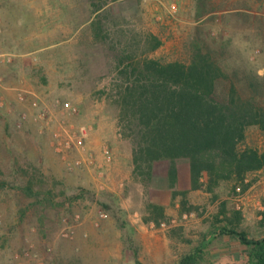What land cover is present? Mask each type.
I'll return each mask as SVG.
<instances>
[{
  "label": "rangeland",
  "instance_id": "1",
  "mask_svg": "<svg viewBox=\"0 0 264 264\" xmlns=\"http://www.w3.org/2000/svg\"><path fill=\"white\" fill-rule=\"evenodd\" d=\"M94 4L104 7L95 14ZM198 11L197 0H0V264H176L197 247L205 264H245L239 240L218 235L210 194L190 191L198 210L184 219L165 164L147 184L134 177L131 143L105 93L123 50L188 62L202 46L237 64L240 78L247 57L264 75V0H203L200 20ZM149 36L162 44L147 53ZM246 144L262 150L264 133L250 127ZM259 181L250 204L228 197L231 183L218 189L220 201L242 212L238 227L251 239L264 236ZM187 188L182 166L179 189ZM151 202L165 205L176 225L146 222ZM106 205L122 208L129 228Z\"/></svg>",
  "mask_w": 264,
  "mask_h": 264
},
{
  "label": "trees",
  "instance_id": "2",
  "mask_svg": "<svg viewBox=\"0 0 264 264\" xmlns=\"http://www.w3.org/2000/svg\"><path fill=\"white\" fill-rule=\"evenodd\" d=\"M197 4L200 20L203 0ZM94 7L97 14L104 6ZM91 25L95 37L102 35L99 18ZM226 41L216 48L220 56L229 44ZM161 44L159 38L149 36L145 52H153ZM116 61L114 84L105 93L118 111L120 134L131 143L134 177L147 184L154 167L165 164L171 198L179 199L183 214L198 210L188 200L190 191L210 194L219 204L214 220L223 223L218 235L239 240L246 250L245 264H264V236L251 239L239 230L242 212L230 210L218 193L223 183H231L229 198L245 196L258 180L249 179V175L264 169V148L246 144L250 127L264 133V75L257 72L254 61L246 58L247 72L241 78L237 64L228 66L202 46L195 47L188 62H164L126 50ZM182 166L188 174V188L184 190L179 189ZM26 189L30 193L31 187ZM147 207L146 222L170 221L162 204L151 202ZM106 209L120 228H129L121 218L125 216L122 208L106 205ZM260 216L258 224L264 229V209ZM128 240L132 243L130 234ZM201 252L197 247L176 264H205Z\"/></svg>",
  "mask_w": 264,
  "mask_h": 264
},
{
  "label": "crops",
  "instance_id": "3",
  "mask_svg": "<svg viewBox=\"0 0 264 264\" xmlns=\"http://www.w3.org/2000/svg\"><path fill=\"white\" fill-rule=\"evenodd\" d=\"M263 177H264V169H262V170H260V171H256V172H253V173H251L250 175H249V179H251V178H260V179H262V183L264 182V180H263ZM257 182H258V180H257ZM255 183V184H253L252 186H251V188L249 189V191L246 193V195L245 196H243V198H247V202H248V204H250V202L256 197L255 196V194H256V191H257V185L258 184H260L261 182L259 181L258 183ZM251 193V194H250ZM248 194H250V197H248L247 195ZM262 197L264 198V188L262 189ZM247 196V197H246ZM262 198V199H263ZM171 200H172V198H171ZM175 200H177V199H175ZM175 200H172V202L173 201H175ZM163 205V204H162ZM164 206V208H165V214L167 215V216H169L170 215V213H168L167 212V209H166V207H165V205H163ZM175 207H178L177 208V211L180 213V214H182L183 215V213L181 212V210H180V206H179V201H178V204H176L175 205ZM250 209V208H249ZM192 214V213H191ZM170 217V216H169ZM260 218H261V216H258V219L260 220ZM172 233H173V231L170 233V231L169 232H167V237L169 238V239H171V235H172ZM170 241V240H169ZM242 246V245H241ZM244 248V247H243Z\"/></svg>",
  "mask_w": 264,
  "mask_h": 264
},
{
  "label": "built area",
  "instance_id": "4",
  "mask_svg": "<svg viewBox=\"0 0 264 264\" xmlns=\"http://www.w3.org/2000/svg\"><path fill=\"white\" fill-rule=\"evenodd\" d=\"M238 203L239 202H241V200L243 199V197H240V196H237L236 198H234ZM191 216V214H187V213H185V214H183L182 215V217L184 218V219H187V218H189ZM176 225V221L175 220H170L169 222H161L160 224H159V226L161 227V228H163V229H166V228H169V227H171V226H175Z\"/></svg>",
  "mask_w": 264,
  "mask_h": 264
}]
</instances>
